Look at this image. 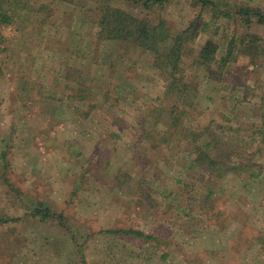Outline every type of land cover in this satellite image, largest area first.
<instances>
[{
    "label": "rangeland",
    "instance_id": "1",
    "mask_svg": "<svg viewBox=\"0 0 264 264\" xmlns=\"http://www.w3.org/2000/svg\"><path fill=\"white\" fill-rule=\"evenodd\" d=\"M209 1L153 13L197 30L183 94L155 54L97 39L99 0H30L0 25V264H264V24L240 12L264 0Z\"/></svg>",
    "mask_w": 264,
    "mask_h": 264
},
{
    "label": "trees",
    "instance_id": "2",
    "mask_svg": "<svg viewBox=\"0 0 264 264\" xmlns=\"http://www.w3.org/2000/svg\"><path fill=\"white\" fill-rule=\"evenodd\" d=\"M29 1L30 0H0V25L13 24L21 14L27 13L31 11V9L34 11V7L37 3L32 2V4H30ZM99 1L101 3L100 6L97 7V9L100 10V15L96 20V27L98 29V32L96 33L97 39L102 40V42H106L109 45L116 41H120V43L124 42L127 44V47L131 44L155 54V66H159L161 70H164V72L161 73L167 80H169V77L171 79L166 91L171 93L179 92L181 94L187 91L190 85L187 83L180 84V80H182V78L184 80L185 78L184 75L182 77L183 68L180 66V61L182 60L183 51L186 48L187 42L194 39L196 36L197 30L193 28L194 22H192L187 29L174 32L170 28L166 18L163 16H153V13L156 10L164 8V6H166L171 0H125L135 8L141 9L142 11L140 13L125 10L113 3L114 0ZM201 1H203L204 7L210 3L214 5L213 1ZM46 7L45 3H43L37 10L44 11ZM37 10H35V13H37ZM240 12L243 15L248 16L246 19L248 23L252 22L251 15H253L257 17L259 23L264 24V11H262L261 8L245 6L240 8ZM228 14L229 13H226V15ZM42 16L46 18L44 14H42ZM258 39L261 40V38ZM261 41V43L255 44L256 52L260 50L264 55V39L262 38ZM231 42H233V40ZM217 49L218 45L209 39L200 56L203 64L207 61L215 60ZM228 51L229 55H231L230 47ZM253 51H255V48ZM110 57V55L107 56V59H110ZM226 61H228L227 57L223 59V64H226ZM1 73L0 66V74ZM175 74H178L179 77ZM74 97H76V95H73V98ZM83 98L84 97L80 95V99ZM175 107L177 108V106ZM174 113L175 112H172L171 114ZM174 118L177 124L179 119H176V117ZM262 129V131H264V127H262ZM205 134L206 133L202 131L199 135L201 136ZM207 138L208 139L203 147L200 146L198 148L197 146L196 149H199L203 161L207 162L213 171L218 172L221 170L223 163L221 166L218 165L219 162H216L208 153H206V149L213 143L210 135ZM198 140L199 139H195L196 144L198 143ZM198 159L199 157H196V160ZM38 205L39 206L33 211L34 214L42 216V219L45 220L53 216L49 207H44L42 202H39ZM58 216L60 219L63 217L61 215ZM119 232L125 234L128 231Z\"/></svg>",
    "mask_w": 264,
    "mask_h": 264
},
{
    "label": "crops",
    "instance_id": "3",
    "mask_svg": "<svg viewBox=\"0 0 264 264\" xmlns=\"http://www.w3.org/2000/svg\"><path fill=\"white\" fill-rule=\"evenodd\" d=\"M116 240H114L113 241V243L115 242ZM98 242H102V241H98ZM117 242V241H116ZM115 242V246H117L118 244H119V242H117L116 243ZM89 246H90V244H88ZM121 248V247H120ZM86 253L88 254V253H91V248L90 249H87V251H86ZM147 254V253H146ZM84 255H85V253H84ZM145 259H143L142 260V262H141V264H150L149 262V259L148 258H150V257H148L149 255H142ZM181 256H183V255H181ZM126 257V256H125ZM181 258V257H180ZM127 259H128V257H127ZM129 259H131V261H129V262H127V264H132V258H129ZM87 261H88V258H87ZM135 262H133V264H134ZM124 264H126L125 262H124Z\"/></svg>",
    "mask_w": 264,
    "mask_h": 264
}]
</instances>
